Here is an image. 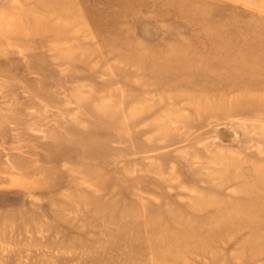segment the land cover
I'll list each match as a JSON object with an SVG mask.
<instances>
[{"label":"rangeland","instance_id":"rangeland-1","mask_svg":"<svg viewBox=\"0 0 264 264\" xmlns=\"http://www.w3.org/2000/svg\"><path fill=\"white\" fill-rule=\"evenodd\" d=\"M0 264H264V0H0Z\"/></svg>","mask_w":264,"mask_h":264}]
</instances>
